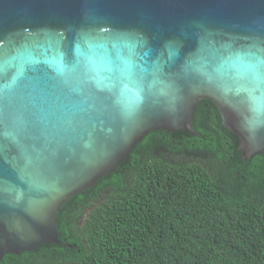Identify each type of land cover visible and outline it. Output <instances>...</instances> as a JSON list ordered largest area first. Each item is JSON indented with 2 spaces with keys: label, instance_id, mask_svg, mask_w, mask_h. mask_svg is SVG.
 <instances>
[{
  "label": "water",
  "instance_id": "water-1",
  "mask_svg": "<svg viewBox=\"0 0 264 264\" xmlns=\"http://www.w3.org/2000/svg\"><path fill=\"white\" fill-rule=\"evenodd\" d=\"M204 99L264 154V0H0V258Z\"/></svg>",
  "mask_w": 264,
  "mask_h": 264
},
{
  "label": "trees",
  "instance_id": "trees-1",
  "mask_svg": "<svg viewBox=\"0 0 264 264\" xmlns=\"http://www.w3.org/2000/svg\"><path fill=\"white\" fill-rule=\"evenodd\" d=\"M193 128L148 133L61 206L59 243L0 264H264V154L243 157L211 100L196 104Z\"/></svg>",
  "mask_w": 264,
  "mask_h": 264
},
{
  "label": "flooded vegetation",
  "instance_id": "flooded-vegetation-1",
  "mask_svg": "<svg viewBox=\"0 0 264 264\" xmlns=\"http://www.w3.org/2000/svg\"><path fill=\"white\" fill-rule=\"evenodd\" d=\"M155 153L158 155V156H166V155H169V156H172V154H170L169 151H167L164 147H158L156 150H155ZM176 158L178 159L179 156L178 155H175ZM183 158V157H181ZM262 162V161H261ZM264 163V162H263ZM259 181H261V183L263 184L264 186V169L260 172V178H259Z\"/></svg>",
  "mask_w": 264,
  "mask_h": 264
}]
</instances>
